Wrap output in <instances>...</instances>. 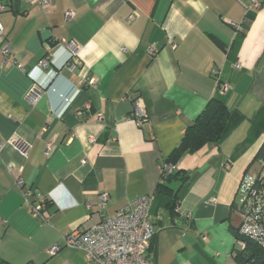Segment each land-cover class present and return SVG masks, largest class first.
<instances>
[{
	"label": "crops",
	"instance_id": "0c3cea01",
	"mask_svg": "<svg viewBox=\"0 0 264 264\" xmlns=\"http://www.w3.org/2000/svg\"><path fill=\"white\" fill-rule=\"evenodd\" d=\"M256 1L247 10L239 0H51L47 9L0 0L13 54L0 45V264H86L65 236L155 195L163 163L218 92L219 75L232 86L228 107L245 119L221 144L183 155L177 166L190 178L175 215L154 200L150 254L154 264H235L237 193L261 167L250 164L264 141L248 139L264 109V0ZM72 41L80 45L74 70L65 66ZM137 105L147 115L142 126ZM12 139L29 144L26 156ZM38 193L48 199L40 215Z\"/></svg>",
	"mask_w": 264,
	"mask_h": 264
},
{
	"label": "built area",
	"instance_id": "2783aa9c",
	"mask_svg": "<svg viewBox=\"0 0 264 264\" xmlns=\"http://www.w3.org/2000/svg\"><path fill=\"white\" fill-rule=\"evenodd\" d=\"M37 1L43 9L51 5V0ZM247 10L257 6L258 1L249 4L246 0H239ZM7 9L5 3L0 2V11ZM73 11H67L66 17L72 18ZM6 33L0 22V45L3 53L13 56L8 44H5ZM70 54L66 68L74 70L81 61L78 53L80 45L76 41L68 44ZM51 63L50 57H44L39 66L48 67ZM239 66V64H237ZM215 75L218 73L214 72ZM218 92L226 94L231 89V84L216 77ZM95 84V79H88ZM33 91L31 98H35ZM102 120V116H100ZM135 119L139 126L144 125L147 115L142 105H137L135 109ZM11 144L24 156L28 154L29 144L21 139L10 140ZM2 145L0 144V147ZM86 162V159L83 160ZM177 164L164 162L162 173H171L177 169ZM260 180L264 184V170H260ZM258 172V173H259ZM258 173L255 176L243 177L237 193V206L242 214L240 232L264 246V188H256ZM23 180L19 184L23 186ZM106 199V196H102ZM155 195H143L131 199L126 205L116 211L115 214L104 217L99 223L83 228L78 226L65 236L67 246L82 249L85 252L86 264H154L150 254L151 240L155 236V225L151 216ZM102 207L104 204H101ZM48 206V199L43 194L34 195L33 212L36 215L42 214ZM237 245L245 247L244 241H238ZM60 249V245L52 246L48 251L50 255H55Z\"/></svg>",
	"mask_w": 264,
	"mask_h": 264
},
{
	"label": "trees",
	"instance_id": "16d2710c",
	"mask_svg": "<svg viewBox=\"0 0 264 264\" xmlns=\"http://www.w3.org/2000/svg\"><path fill=\"white\" fill-rule=\"evenodd\" d=\"M245 29L248 27L244 26ZM244 32H239L233 41L228 56L230 59H235L237 50L243 37ZM213 40L222 48L225 49V44L217 37L211 36ZM226 94L217 92L213 95L203 111L196 117L194 122L189 125L183 139L178 147H176L166 162L179 164V161L186 153H194L209 143L221 144L231 132L245 119L244 115L237 109H230L227 104ZM264 135V109L260 110L254 118L251 119V132L249 141L254 138ZM260 163L261 171L264 170V141L257 151L250 165ZM258 173L256 188H264L262 180ZM189 175L184 168L177 167L171 173H162L161 182L155 192V202L161 201L169 211L175 215L178 204L181 199V190L188 183ZM173 182H179L178 187H173ZM236 207L237 203L235 202ZM237 240L244 241L245 247L241 248L236 244L234 251L235 264H264V246L256 240L243 235L238 228H232ZM151 250V248H150ZM3 264H12L3 262ZM34 264V263H27ZM41 264H47L46 262Z\"/></svg>",
	"mask_w": 264,
	"mask_h": 264
},
{
	"label": "rangeland",
	"instance_id": "374dc122",
	"mask_svg": "<svg viewBox=\"0 0 264 264\" xmlns=\"http://www.w3.org/2000/svg\"><path fill=\"white\" fill-rule=\"evenodd\" d=\"M261 170V167L258 165H256L254 168H252L249 172V174L247 175V177H251V174H254L252 176H255L259 171ZM256 173V174H255ZM237 200V199H236ZM237 202V201H236Z\"/></svg>",
	"mask_w": 264,
	"mask_h": 264
}]
</instances>
